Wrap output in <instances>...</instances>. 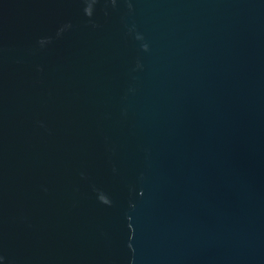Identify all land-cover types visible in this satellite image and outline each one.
Instances as JSON below:
<instances>
[{
  "label": "water",
  "instance_id": "95a60500",
  "mask_svg": "<svg viewBox=\"0 0 264 264\" xmlns=\"http://www.w3.org/2000/svg\"><path fill=\"white\" fill-rule=\"evenodd\" d=\"M0 264H264V0H0Z\"/></svg>",
  "mask_w": 264,
  "mask_h": 264
}]
</instances>
